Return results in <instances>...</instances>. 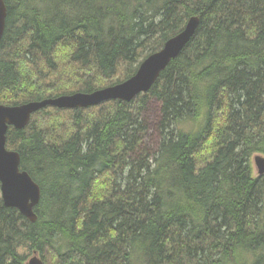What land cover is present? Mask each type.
Returning a JSON list of instances; mask_svg holds the SVG:
<instances>
[{
    "label": "trees",
    "instance_id": "1",
    "mask_svg": "<svg viewBox=\"0 0 264 264\" xmlns=\"http://www.w3.org/2000/svg\"><path fill=\"white\" fill-rule=\"evenodd\" d=\"M4 2L8 106L122 82L189 17L198 25L132 101L47 106L8 128L6 148L41 194L34 222L0 196V264L33 252L43 264H264V173L252 163L264 156V0Z\"/></svg>",
    "mask_w": 264,
    "mask_h": 264
},
{
    "label": "water",
    "instance_id": "2",
    "mask_svg": "<svg viewBox=\"0 0 264 264\" xmlns=\"http://www.w3.org/2000/svg\"><path fill=\"white\" fill-rule=\"evenodd\" d=\"M6 16V4L4 0H0V40L4 33ZM197 25L198 17H189L178 33L168 38L159 50L146 56L135 73L122 82L91 92H75L19 105L0 104V196L4 205L16 208L29 221L34 222L37 219L34 208L39 203L41 194L38 183L27 171L20 169L19 153L6 148V133L10 126L16 129L24 128L33 113L47 106L86 108L107 100L132 101L137 95L149 91L169 62L187 45ZM253 164L258 175L264 173V156L254 155ZM27 264H43V262L34 252L27 260Z\"/></svg>",
    "mask_w": 264,
    "mask_h": 264
},
{
    "label": "rangeland",
    "instance_id": "3",
    "mask_svg": "<svg viewBox=\"0 0 264 264\" xmlns=\"http://www.w3.org/2000/svg\"><path fill=\"white\" fill-rule=\"evenodd\" d=\"M158 117H159V104L155 100L151 99L148 102L146 109L142 113V119L147 125L143 146L147 148V150L151 155H153V153L157 150L160 141L159 134L157 131ZM252 163H253V158H252ZM254 171L255 174H257L255 166H254ZM33 253H31L29 258L33 255Z\"/></svg>",
    "mask_w": 264,
    "mask_h": 264
},
{
    "label": "bare ground",
    "instance_id": "4",
    "mask_svg": "<svg viewBox=\"0 0 264 264\" xmlns=\"http://www.w3.org/2000/svg\"><path fill=\"white\" fill-rule=\"evenodd\" d=\"M179 239V238H178ZM184 240V239H183Z\"/></svg>",
    "mask_w": 264,
    "mask_h": 264
}]
</instances>
